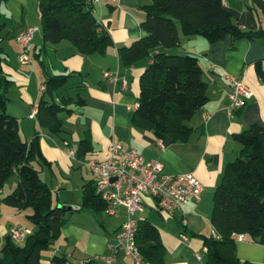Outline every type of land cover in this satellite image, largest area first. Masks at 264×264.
Here are the masks:
<instances>
[{
    "label": "crops",
    "instance_id": "0c3cea01",
    "mask_svg": "<svg viewBox=\"0 0 264 264\" xmlns=\"http://www.w3.org/2000/svg\"><path fill=\"white\" fill-rule=\"evenodd\" d=\"M150 3L151 0H100L94 5L98 22L108 28L113 40L106 55L83 56L68 41L44 45L42 30H37L30 46L32 62L27 65L20 63L21 48L16 37L27 27L39 25L33 18L40 13L38 0H8L1 6L5 24L2 46L9 57L6 72L15 81L8 93V112L19 119L24 141L31 142L38 136L41 152L50 167L38 162L34 166L51 188L54 202L72 210L62 237L42 252V264H51L55 256H65L68 264H83L86 259L92 264H102L101 258L110 255L113 248L118 249V264H132L119 240L127 220L125 209L119 208L117 215L109 216L81 208L82 188L92 180L86 163L93 158L106 159L113 143L135 149L146 161L163 163L167 174H193L201 182L204 192L199 203L188 202L182 210L168 214L158 209L151 196L144 194V209L132 218L146 219L159 229L167 248L164 264H203L195 253L207 254L200 236L213 234L210 219L215 191L222 183L227 165L241 152V144L233 136L254 126L264 128V82L259 74L260 68L264 71V36H258L264 34V14L255 0H223V7L243 32L258 37L226 36L210 42L201 36L188 38L181 33L180 46L166 51L197 57L208 85V103L186 123L193 130L191 137L173 141L163 133L134 127L132 116L138 107L140 77L158 52L125 66L120 61L119 49L145 35L141 25L146 19L144 7ZM45 68L50 75L75 76L67 88L54 95L57 103L62 98L69 99L67 109L72 110L60 116L66 131L62 136L50 135L36 119L29 117L43 96L49 99L42 91ZM106 71L117 74L118 83L105 79ZM227 74L242 79L251 90L252 97L246 107L229 108ZM124 80L128 84L125 90L121 85ZM86 137L93 151L85 156L88 159L79 158V143ZM13 177L16 180L10 179L0 192V256L13 232L26 231V237L21 240L25 243L35 230L26 217L27 212L16 210L4 201L18 183V176ZM184 218L187 226L182 223ZM182 234L188 237L187 242L181 239ZM236 252L242 261L264 264V241H253L247 236L243 240L237 238Z\"/></svg>",
    "mask_w": 264,
    "mask_h": 264
},
{
    "label": "trees",
    "instance_id": "16d2710c",
    "mask_svg": "<svg viewBox=\"0 0 264 264\" xmlns=\"http://www.w3.org/2000/svg\"><path fill=\"white\" fill-rule=\"evenodd\" d=\"M7 1L0 0V192L14 175L18 176L15 189L4 201L16 210L27 212L26 217L35 230L23 246L9 238L0 264H42V252L62 237L72 210L54 202L51 188L34 166L38 162L50 167L41 152L38 136L31 142L24 141L19 119L8 112V93L15 81L6 72L9 57L2 46L5 24L1 6ZM255 3L264 14V1L255 0ZM38 8L44 45L68 41L83 56L106 55L113 46L111 34L98 22L91 0H38ZM144 12L146 19L141 29L145 35L119 49L120 61L125 66L158 52L140 77L139 102L132 124L144 131L163 133L173 141H186L193 132L186 123L209 101L208 85L197 57L166 51L180 46L181 33L188 38L201 36L210 42L226 36L252 39L264 34L243 32L224 9L223 0H151ZM259 74L264 82L261 68ZM44 75L43 93L49 99L41 98L36 120L50 135L62 136L66 131L60 116L72 110L67 109L69 99L62 98L57 103L54 95L67 88L75 76L50 75L46 68ZM233 138L241 144V152L227 165L222 183L215 191L210 221L216 237L200 236L207 248L203 264H253L238 258L237 238L244 235L253 241H264V128L254 126L234 134ZM92 151L93 145L86 137L79 143L77 155L86 158ZM109 206L97 195L93 179L83 186L82 209L99 215ZM136 246L144 264L165 263L167 248L161 233L146 219L138 221ZM51 261V264H68L65 256H55Z\"/></svg>",
    "mask_w": 264,
    "mask_h": 264
},
{
    "label": "built area",
    "instance_id": "2783aa9c",
    "mask_svg": "<svg viewBox=\"0 0 264 264\" xmlns=\"http://www.w3.org/2000/svg\"><path fill=\"white\" fill-rule=\"evenodd\" d=\"M99 1L91 0L93 5ZM36 31L34 27H27L16 37L21 48L19 60L23 65L32 62L30 46ZM103 77L112 83H118L117 74L106 71ZM226 78L230 88L229 108L239 110L246 107L252 97L249 87L242 79L232 74H227ZM121 85L124 90L128 87L125 80L121 82ZM44 90L45 87L42 86V91ZM37 114L38 105H35L29 117L36 119ZM86 165L96 184L97 195L110 204L105 213L115 216L119 208L126 211L127 220L122 226L119 240L121 248L132 260V264H144L143 257L136 246L139 220L132 218L134 214H138L144 209L143 195L151 196L161 211L174 214L182 210L188 202L199 203L204 192L203 185L193 174H167L163 163L156 160L146 161L135 149H125L121 143L110 145L106 159L93 158ZM182 223L184 226L188 224L185 218ZM26 235V231L18 230L12 233L11 239L21 241ZM213 236L216 237L215 232H213ZM181 239L184 242L188 241V237L184 234L181 235ZM238 239L243 240L244 235H240ZM117 254L118 249L113 248L110 255L101 258L102 264H118ZM195 256L199 262H203L201 252H196ZM89 262L90 260L84 263Z\"/></svg>",
    "mask_w": 264,
    "mask_h": 264
},
{
    "label": "rangeland",
    "instance_id": "374dc122",
    "mask_svg": "<svg viewBox=\"0 0 264 264\" xmlns=\"http://www.w3.org/2000/svg\"><path fill=\"white\" fill-rule=\"evenodd\" d=\"M33 18L37 19L36 21H37V23L39 24V25L36 24V25L33 26V27H34L36 30L41 29V16H40V13H38L37 16H36V15H35V16L33 15ZM14 176H15V175H14ZM16 178H17V177H12V178H11V182H13L14 180H16ZM107 220H108V219H107ZM110 221H111V220H110ZM18 245H19V246H23V245H24V242L19 241V242H18ZM203 254H204V253H203ZM204 256H205V254H204ZM87 260H89V259H86V261H87Z\"/></svg>",
    "mask_w": 264,
    "mask_h": 264
},
{
    "label": "water",
    "instance_id": "95a60500",
    "mask_svg": "<svg viewBox=\"0 0 264 264\" xmlns=\"http://www.w3.org/2000/svg\"><path fill=\"white\" fill-rule=\"evenodd\" d=\"M113 181H115V180H113Z\"/></svg>",
    "mask_w": 264,
    "mask_h": 264
}]
</instances>
